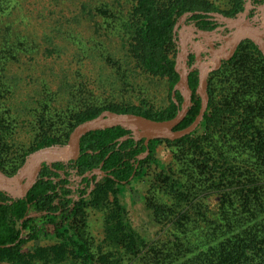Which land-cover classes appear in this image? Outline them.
<instances>
[{
	"label": "trees",
	"instance_id": "16d2710c",
	"mask_svg": "<svg viewBox=\"0 0 264 264\" xmlns=\"http://www.w3.org/2000/svg\"><path fill=\"white\" fill-rule=\"evenodd\" d=\"M216 1L128 0V16L121 19L128 32L129 56L145 73L168 80L169 103L159 109L147 107L144 102L140 105L96 104L89 96L93 87L81 80L66 79L63 88L70 91L65 110L68 122L75 126L104 109L138 113L158 120L173 117L183 100L179 90L172 94L179 80L175 66L179 20L191 12L190 21L200 28L212 29L216 21L201 11L236 16L246 3V0H228L229 9L224 10ZM68 2L50 0L46 12L63 13L77 3ZM90 7L95 15L110 20L122 13L104 1ZM22 21L28 19L18 0H0V50L9 54L4 55V63L16 54L19 46H26L24 51L30 53L41 46L40 42L14 32ZM65 34L85 55L98 52L99 43L94 35L80 40L72 31ZM244 44L264 61L257 45L247 39L240 43L230 60L211 73L223 74L225 66L237 60ZM108 57L112 58L111 53ZM116 69L119 71L122 67ZM189 81L192 102L176 129L191 124L200 109L196 91L198 70L192 71ZM47 88L51 90L50 101L55 91L50 85ZM212 93L208 76V109L197 129L175 140H151L144 157L140 155L147 150L145 138L136 139L131 130L114 126L91 131L81 139L79 157L45 164L25 198H11L0 191V261L10 264H264V177L258 179L245 174L248 167L230 159L221 146H208L204 140L210 138L208 130L221 128L223 118H234L239 125L234 128L239 136L236 143L243 146L253 142L250 149L261 161L264 159V132L253 125L252 111L212 104ZM163 141L190 149L188 161L176 165L179 171L173 164L162 166L145 196V204L162 225L160 233L169 237L165 241L161 236L148 238L135 228L121 196L123 188L131 186L146 165L161 164L157 144ZM35 142L32 151L60 143L47 127L36 136ZM98 167L106 174L95 182L98 174L92 178L85 174ZM75 176H83L86 186L74 182ZM90 178L95 182L92 188ZM212 195L217 196L221 206L217 213L210 215L202 206ZM89 206L104 213L106 250L99 256L93 254L88 242L86 208ZM47 237L54 238L56 243L24 250L28 242Z\"/></svg>",
	"mask_w": 264,
	"mask_h": 264
},
{
	"label": "rangeland",
	"instance_id": "374dc122",
	"mask_svg": "<svg viewBox=\"0 0 264 264\" xmlns=\"http://www.w3.org/2000/svg\"><path fill=\"white\" fill-rule=\"evenodd\" d=\"M18 1L28 21H22L14 32L40 42L41 46L31 53L24 51L26 46H19L16 54L6 63L4 55L9 54L0 50V166L7 174L16 173L35 146L36 136L44 128L47 127L58 137V144L67 142L74 124H70L65 115L70 98V91L63 88L66 79L74 82L81 80L93 87V93L89 96L94 98L96 104L101 102L140 105L144 102L147 107L159 109L169 103L168 80L145 73L129 56L128 32L121 19L128 16V0H67L77 3L63 13L46 12L50 0ZM102 1L122 13L114 20L95 15L90 6ZM227 1L216 2L222 9L228 10ZM261 5L263 4L260 0H251L250 11L254 10L253 16L258 18V23L264 22V7ZM188 20L185 24L192 26L194 22ZM181 26L180 19L176 29L175 59L182 62L183 41L190 39L191 44L188 47L191 50L188 57L191 52L195 53L196 57L198 56L196 64L200 67L201 60L212 57L206 48L208 38L198 35L187 26L184 28V35ZM70 28L72 30H68ZM66 31H72L76 34V39L80 40L94 35L99 43V53L85 55L73 39L65 37ZM193 32L197 35L194 36ZM189 34L191 38H188ZM195 37L198 40H195ZM109 53L112 58L108 57ZM117 66L122 69L118 71ZM209 77L213 90L212 104L252 111L253 125L264 132V61L255 50L244 44L239 50L237 60L227 64L223 74L211 73ZM48 85L55 91L51 94L50 101L51 90L47 88ZM237 125L234 118H223L221 128L208 130L210 138L204 140L208 146H221L230 159L248 167L245 174H252L260 179L264 177V159L258 160V155L250 149L254 146L253 142H247L243 146L236 143L239 140L234 131ZM157 153L161 164L146 165L131 186L123 188L121 196L126 202L135 228L148 238L161 236L160 239L165 241L169 237L160 233L162 225L156 221L152 211L145 204V196L162 166L173 164L179 171L176 165L188 161L190 149L163 141L157 144ZM99 176L98 174L97 178H100ZM220 206L217 196L212 195L206 199L202 210L213 215L218 212ZM225 208L228 209L226 205ZM86 211L88 242L93 254L99 256L101 251L106 250L104 213L103 210L91 206L87 207ZM55 243L56 240L52 237L41 238L28 242L24 245V250L32 251L37 246ZM0 264L10 263L0 261Z\"/></svg>",
	"mask_w": 264,
	"mask_h": 264
},
{
	"label": "water",
	"instance_id": "95a60500",
	"mask_svg": "<svg viewBox=\"0 0 264 264\" xmlns=\"http://www.w3.org/2000/svg\"><path fill=\"white\" fill-rule=\"evenodd\" d=\"M251 0H247L244 9L239 12L238 16H226L221 12H203L212 18L220 19L226 22L225 27L232 30L229 33L217 32L222 27L207 30L185 24L190 27L198 35L209 36L210 52L212 57L210 60H201L199 67L197 94L200 97V109L195 119L186 127L176 129L180 122L186 116L189 106L192 102V88L190 86L189 77L193 67L189 65L188 53L191 50L189 40L184 39L182 48V62L176 61V70L179 73V80L172 90L175 95L177 90H181L183 97L182 103L177 113L168 119H154L142 114L133 112H117L110 109L102 110L98 115L86 119L76 124L71 130L68 140L64 144H51L31 151L25 158L22 165L16 173L9 175L0 168V191L6 192L11 198H25L29 190L37 182L42 168L45 164L51 165L54 162L75 160L81 152V139L84 135L91 131L106 129L114 126H122L131 130L136 139L145 138L147 150L140 155L144 157L149 152L148 144L153 139H170L175 140L184 137L193 132L204 119L208 109V76L211 72L218 70L224 61L230 60L236 53L240 43L244 40H251L257 45L258 49L264 56V22L258 23L257 17L251 18L250 13ZM264 7V4L261 5ZM191 12L185 13L182 17L187 20L191 16ZM264 15V14H263ZM177 29V28H176ZM193 32V35H197ZM224 40L220 46H215L214 39ZM198 57V56H197ZM199 59V58H198ZM178 103V101L175 99ZM124 138V137H123ZM122 138V139H123ZM94 174L105 175V171L101 168H94L87 171L85 175L93 177ZM82 180L83 176L77 177ZM98 181V178L95 182ZM95 182L92 184L94 187Z\"/></svg>",
	"mask_w": 264,
	"mask_h": 264
},
{
	"label": "flooded vegetation",
	"instance_id": "af4514ba",
	"mask_svg": "<svg viewBox=\"0 0 264 264\" xmlns=\"http://www.w3.org/2000/svg\"><path fill=\"white\" fill-rule=\"evenodd\" d=\"M253 1H257V0H253ZM260 3H262V4H264V0H260ZM252 9V8H251ZM239 14V13H238ZM238 14L236 15V16H238ZM254 10H251L250 11V13H249V16L251 17V18H255L254 16ZM235 16V17H236ZM212 19H214L215 21H216V23H217V25L214 27V28H212V29H216V28H218V27H222V29L221 30H217V32H222V33H229L231 30H232V28H230V27H225L227 24H226V22H224V21H221L220 19H215V18H212ZM194 24L196 25V27H198L197 26V24H196V22H194ZM198 28H200V27H198ZM212 29H207V30H212ZM195 40H198V38L197 37H195ZM207 41L208 42H206L207 44H206V48L209 50L208 52H209V55H211L212 53L210 52V40H208L207 39ZM214 42H215V46H220V45H222L223 44V42H224V40H221V39H214ZM201 44H203L202 42H201ZM203 55V54H202ZM194 58V59H191V58ZM208 59H210V58H206V60H208ZM205 60V61H206ZM188 61H189V65L191 66V67H193V69H192V71H194V70H198L199 71V67H198V65L196 64V61H197V57H196V54L195 53H190V57H188ZM199 74V73H198ZM0 168H1V166H0ZM2 169V168H1ZM77 177H79V176H75L74 178H73V181L74 182H76L77 184H81V186L82 187H85L86 186V182H83L82 180H79ZM92 178V177H91ZM90 178V181H91V185L94 183V180L93 179H91ZM79 184V185H80ZM4 192V191H3ZM5 193V195H7V196H9L6 192H4ZM10 197V196H9Z\"/></svg>",
	"mask_w": 264,
	"mask_h": 264
},
{
	"label": "crops",
	"instance_id": "0c3cea01",
	"mask_svg": "<svg viewBox=\"0 0 264 264\" xmlns=\"http://www.w3.org/2000/svg\"><path fill=\"white\" fill-rule=\"evenodd\" d=\"M181 20H182V26H181V27H182V33L185 35V30H184V28H185V23H186L185 21H186V20L183 19V17L181 18ZM188 21H190V20H188ZM190 22H191V21H190ZM192 26L196 27L195 24H193ZM191 37H192L191 34H189V35H188V38H191ZM206 37H207L208 39H210L209 36H206ZM190 41H191V40L189 39V44H191Z\"/></svg>",
	"mask_w": 264,
	"mask_h": 264
}]
</instances>
